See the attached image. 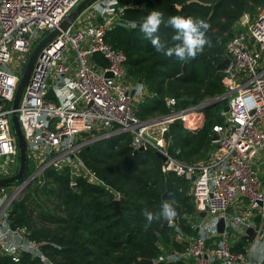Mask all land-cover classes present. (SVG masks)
I'll use <instances>...</instances> for the list:
<instances>
[{
    "label": "built area",
    "instance_id": "obj_1",
    "mask_svg": "<svg viewBox=\"0 0 264 264\" xmlns=\"http://www.w3.org/2000/svg\"><path fill=\"white\" fill-rule=\"evenodd\" d=\"M84 1L0 0V180L15 176L19 169L10 168L19 157L12 113L29 56ZM120 12L118 0H108L92 23L85 24L81 13L61 32L58 42L38 56L17 109L34 172L19 183L0 187V257L18 263L29 254L43 264H53L43 251L45 242L32 240L27 228L13 226L12 204L23 198L28 183L43 184L48 168L68 169L72 187L81 178L106 186L80 152L129 133L135 152L142 147L162 152L164 172L191 183L189 196L196 208L197 222L192 227L196 236L184 232L175 220L169 224L175 242L187 248L162 252L154 264H260L253 245L264 246V4L227 44L230 65L224 70L225 92L220 99L227 101L229 111L223 108L224 123L213 128L218 137L214 152L196 164L171 154L168 134L176 122L190 133L199 131L206 105L175 110L176 100L167 98L169 114L149 121L136 115L134 105L150 94L129 81L127 56L106 43L107 31L123 25ZM51 93L56 101L49 99ZM82 133L90 135L82 137ZM257 216L260 226L253 220ZM221 220L223 232L217 227ZM249 229L255 238L248 235Z\"/></svg>",
    "mask_w": 264,
    "mask_h": 264
},
{
    "label": "trees",
    "instance_id": "obj_2",
    "mask_svg": "<svg viewBox=\"0 0 264 264\" xmlns=\"http://www.w3.org/2000/svg\"><path fill=\"white\" fill-rule=\"evenodd\" d=\"M118 2L123 25L116 24L107 31L106 43L127 56L125 70L129 81L140 84L150 94L134 105V112L143 121H149L147 117L157 112L169 114L167 98L176 100L175 110H183L223 95L225 72L219 66L228 59L226 47L234 37L229 39L232 25L247 13L254 16L256 8L264 4V0ZM251 3L254 8L249 6ZM153 10L164 14L158 33L162 40L171 43L175 34L167 25L170 17L191 16L210 24L206 34L210 43L195 59L186 62L156 52L140 32V24ZM133 21L137 24L135 29L126 27ZM99 58L103 65L107 64ZM49 99L57 100L52 93ZM226 105L227 101L205 108L211 122L196 133L185 131L180 122L173 124L168 134L171 154L183 160L186 151L214 148L213 128L224 123L222 111ZM80 153L88 168L106 186L92 185L81 178L76 180L78 191H75L68 169L59 172L48 168L42 175L43 184L39 181L31 184L9 212L13 226L27 228L32 240L46 243L43 251L53 264H145L146 259L158 260L161 242L171 244L177 251L187 248L186 244L175 242L174 228L168 221L161 217L148 225L142 215L144 209L159 213L164 201L175 199L176 224L196 236L188 221V216L196 217L189 196L191 183L165 173L156 151L148 148L136 154L133 137L128 133L99 141ZM33 172L34 166L27 158L25 177ZM115 201L119 202L118 209ZM0 264L43 263L25 254L18 263L9 256L0 257Z\"/></svg>",
    "mask_w": 264,
    "mask_h": 264
},
{
    "label": "clouds",
    "instance_id": "obj_3",
    "mask_svg": "<svg viewBox=\"0 0 264 264\" xmlns=\"http://www.w3.org/2000/svg\"><path fill=\"white\" fill-rule=\"evenodd\" d=\"M164 14L160 11H151L140 24V32L143 37L148 39L156 52L167 56H175L182 62L195 59L199 53H202L205 46L210 43L207 38V32L210 29V24L204 19L195 17L172 16L167 20V25L170 26L175 34L171 37V43L164 41L159 36V30L164 23ZM130 26L135 29L136 22H130ZM177 202L175 199L164 201L161 205L159 213H155L148 209H144L142 215L147 220L148 225H151L155 220L161 217L171 224L178 216L176 210ZM253 253L256 254L260 264H264V246L253 245Z\"/></svg>",
    "mask_w": 264,
    "mask_h": 264
},
{
    "label": "water",
    "instance_id": "obj_4",
    "mask_svg": "<svg viewBox=\"0 0 264 264\" xmlns=\"http://www.w3.org/2000/svg\"><path fill=\"white\" fill-rule=\"evenodd\" d=\"M97 0H85L84 2H82L75 11H73L67 19L64 20V22L61 24L60 29L48 34L43 40H41L39 42V44L35 47V49L33 50V52L31 53V55L29 56L30 59L28 61V64L26 66V69L22 75V79L20 81V85L17 89L16 92V97L15 100L13 102V113H12V122H13V129H14V134L17 137L18 140V154H19V169L18 172L16 173L15 176L11 177V178H4L3 180H0V187H4V186H8L14 183H19L21 181H23V179L25 178V170H26V162H27V158H28V154H27V144H26V139L25 136L23 135L22 131H21V126H20V122H19V116L17 115V109L19 108L20 102H21V98H22V93L26 87V85L29 83L30 79H31V74L33 72V68L34 65L38 59L39 54L42 53V51L44 49H49L53 44L58 42V36L61 34L62 31H66L68 30V28H70L76 21L78 16L82 13V11L89 5L95 3ZM178 8L180 9V7L178 6ZM230 65V60L227 59L225 60L220 66L219 68L221 70H226ZM111 74H108L107 77H111ZM136 93L134 91L131 92V96L133 97ZM220 100L222 99H217L215 100L211 105H215L216 103L220 102ZM207 107V106H206ZM224 110L226 112H228V107H224ZM94 134H96L95 132H93ZM90 134L89 133H82L81 136L82 137H88ZM217 135L214 136L213 138V142H215L217 140ZM102 141V140H101ZM89 148V147H88ZM139 152H144L143 147L140 148L138 150V152H136V154H139ZM157 156H159L162 161H166V157L164 156V154L162 152H158ZM33 180H31L32 182ZM31 183H28L24 189H23V194L26 191V189L29 187ZM73 189L75 191H78V186H74ZM116 208H119V202L115 201L114 202ZM201 217H205V213H201ZM224 220H221L218 223V229L220 232H223L225 227H224ZM254 231L253 229H249L248 230V235L249 236H253ZM143 262L145 264H154L153 260H143Z\"/></svg>",
    "mask_w": 264,
    "mask_h": 264
},
{
    "label": "rangeland",
    "instance_id": "obj_5",
    "mask_svg": "<svg viewBox=\"0 0 264 264\" xmlns=\"http://www.w3.org/2000/svg\"><path fill=\"white\" fill-rule=\"evenodd\" d=\"M107 2H108V0H103L100 3L96 2V3H93L89 6H87L82 11V14H81V17H82V20H84V23L85 24L92 23L96 19L97 15L99 16L100 14H102V9L104 7H106ZM249 6L252 8L255 7L253 3H251V5H249ZM251 16H252V14L247 13L239 21H237L236 23H234L232 25V28H231L232 33L229 36V39H231L234 35H236L238 33V31H240L243 28V24L247 21L248 18H251ZM222 83H223V81H222ZM221 97H222V95L219 96L218 98L215 97V99H208V100L204 101L203 104H205L207 107H209V106H211V104L215 100L220 99ZM218 103L221 105H224L225 101L220 100V102H218ZM207 107H205V108H207ZM162 115H164L163 112H157L155 115L147 117V119L148 120H154V119H157L158 117H160ZM210 122H211V119L209 118V116H207V113H206L205 114V122L199 130H201L204 126H206ZM169 145H170V143H169ZM213 152H214V148H212L211 150H207V151L203 148H194L191 151L184 152L183 161L188 163V164H196L197 162L202 161V160L206 159L207 157H209ZM5 159L6 158H3V160H5ZM18 167H19V157L17 158L16 163L14 165H10L11 170H17ZM188 221H189L190 226L193 227L196 224L197 219L194 215H192V216H188ZM159 248L162 249V252H171L172 250H174V248L171 247V244H165L162 242L159 244Z\"/></svg>",
    "mask_w": 264,
    "mask_h": 264
},
{
    "label": "crops",
    "instance_id": "obj_6",
    "mask_svg": "<svg viewBox=\"0 0 264 264\" xmlns=\"http://www.w3.org/2000/svg\"><path fill=\"white\" fill-rule=\"evenodd\" d=\"M254 222L256 223L257 226H260V224L262 223L260 216H257L255 219H253ZM251 238H255V233L253 234V236H250Z\"/></svg>",
    "mask_w": 264,
    "mask_h": 264
}]
</instances>
